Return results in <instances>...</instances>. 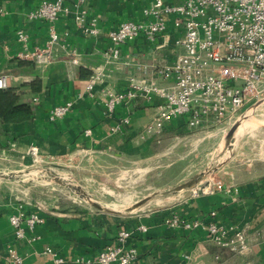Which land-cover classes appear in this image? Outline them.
<instances>
[{"label":"crops","instance_id":"obj_1","mask_svg":"<svg viewBox=\"0 0 264 264\" xmlns=\"http://www.w3.org/2000/svg\"><path fill=\"white\" fill-rule=\"evenodd\" d=\"M41 1L0 0V75H7L8 87L16 89L20 100L34 108L33 117L27 121H0V154L21 158L23 162L15 160L20 166L31 161L32 147L39 158L53 162L92 153L140 157L157 136L147 134L145 127L163 100L142 97L141 109L134 110L137 103L130 105V101L109 113L106 90L125 91L133 81L143 80L136 62H172L179 50L175 46L178 32L169 24L155 42L139 38L122 44L119 61L107 63L105 52L111 44L107 33L123 20H144L142 9L151 0H85L80 8L88 19L96 18L101 29L97 36L83 35L72 15H62L54 22L30 19L29 13ZM64 1L69 5L77 2ZM52 28L60 38L52 44L49 63L19 58L24 50L44 48ZM19 31L27 36L25 42L18 40ZM98 66H104L106 78L89 95L86 83ZM71 100L74 106L68 114L50 118L53 107ZM122 118H129V122L114 130ZM187 121V115L174 118L166 122L163 131L191 130ZM218 180L223 189L196 196L190 193L169 207L130 215L91 208L72 213L43 211L32 203L0 199V264H15L10 260L11 252L23 256L22 264H56L43 252L46 247L66 258L64 264H73L76 257L91 258L116 245L120 230L131 232L124 245L137 250V264H264V160L247 158L227 164ZM20 205L26 213L44 218L33 229L24 225L26 237L22 239L16 238L10 223V216ZM173 214L197 221L198 226L171 227L166 219ZM212 222L225 229L224 239L231 244L214 241L208 231ZM142 225L146 231L139 229ZM239 231L246 237L243 249L236 242Z\"/></svg>","mask_w":264,"mask_h":264},{"label":"built area","instance_id":"obj_2","mask_svg":"<svg viewBox=\"0 0 264 264\" xmlns=\"http://www.w3.org/2000/svg\"><path fill=\"white\" fill-rule=\"evenodd\" d=\"M85 0H77L73 5L64 0H42L29 13L32 20L56 21L62 15H72L75 25L85 36L101 33L96 18H87L81 9ZM144 20L126 19L111 29L107 36L110 47L105 52L106 62H118L121 57L120 46L129 41L144 39L155 42L168 30L169 24L178 32L175 46L178 48L172 62L146 64L136 62V68L144 74L143 80L133 81L125 91L108 88L105 107L112 113L117 105L127 103L137 96L151 101L154 96L163 100L157 105L156 116L146 125L147 134L158 135L165 124L174 118L187 115L190 128H204L210 123L215 126H229L241 118L244 108L264 99V0H151L142 9ZM18 40L25 42L24 32L17 33ZM60 36L54 28L44 48L24 50L19 58L33 59L38 64L49 63L52 59V44ZM74 63L78 60L74 59ZM104 66L92 71L85 92L93 95L96 85L105 81ZM161 81V82H160ZM8 87V76L0 75V88ZM37 98H34L36 100ZM74 101L55 106L50 118L56 119L68 114ZM129 118L117 121L114 130L121 129ZM31 152L38 158L36 148ZM224 188L219 180H208L204 187L192 191L196 196ZM36 213H26L22 205L10 216L16 238H25L24 225L33 229L43 222ZM171 227L182 226L190 229L198 226L197 221L182 220L173 214L166 219ZM146 231V226H140ZM209 234L215 242L231 244L224 239L226 231L215 223L208 225ZM131 237L128 230H120L117 244L102 249L94 257H76L73 264H137L138 252L126 248L125 242ZM236 242L243 249L246 237L243 231L236 233ZM56 264H64L67 259L53 248L46 247ZM10 260L22 264L23 256L10 253Z\"/></svg>","mask_w":264,"mask_h":264},{"label":"rangeland","instance_id":"obj_3","mask_svg":"<svg viewBox=\"0 0 264 264\" xmlns=\"http://www.w3.org/2000/svg\"><path fill=\"white\" fill-rule=\"evenodd\" d=\"M244 119L247 124L238 132ZM236 124L228 140V133ZM247 158L264 160V99L248 104L241 118L229 126L162 131L140 157L92 153L53 162L33 156L20 166L15 160L22 161L21 158L1 153L0 173H25L0 179V199L32 203L43 211L70 213L97 209L88 201L92 200L123 215L143 213L175 204L195 188L207 185L208 180H218L220 170L227 164H238ZM197 177L199 181L194 185L177 189ZM56 178L71 182L78 191L58 183ZM150 196L142 206L135 207Z\"/></svg>","mask_w":264,"mask_h":264},{"label":"trees","instance_id":"obj_4","mask_svg":"<svg viewBox=\"0 0 264 264\" xmlns=\"http://www.w3.org/2000/svg\"><path fill=\"white\" fill-rule=\"evenodd\" d=\"M143 99L137 96L130 105L137 103L134 110L143 108ZM34 108L29 102H22L20 94L14 88H0V121L2 123H18L31 119Z\"/></svg>","mask_w":264,"mask_h":264},{"label":"water","instance_id":"obj_5","mask_svg":"<svg viewBox=\"0 0 264 264\" xmlns=\"http://www.w3.org/2000/svg\"><path fill=\"white\" fill-rule=\"evenodd\" d=\"M237 126H238V124L234 125V126L231 128V130L229 131L228 136H227V139H228V140L232 138V135L234 134V132H235ZM24 173H25V172H24ZM24 173H22V172L0 173V179H7V180H8V179L16 178V177H18V176H20L21 174H24ZM199 178H200V177H197V178H195V179H193V180H190L189 182H187V183L183 184L182 186L178 187L177 189H182V188L190 187V186L194 185L195 183H197V182L199 181ZM55 181H57V182L60 183V184H63V185L69 186V187L75 189L76 191H78L77 186L74 185V184H72L71 182H68V181H66V180H61V179H59V178H56ZM82 195H83V194H82ZM85 198H86V197H85ZM150 198H151V196H150L149 198H146V199H144V200L138 202V203L136 204L135 207H140V206H142V205H143L145 202H147ZM88 201H89L93 206H95L97 209H99V210L113 212V211L109 210L108 208L102 207L101 205L95 203V202L92 201V200H88ZM114 212H115V211H114Z\"/></svg>","mask_w":264,"mask_h":264},{"label":"bare ground","instance_id":"obj_6","mask_svg":"<svg viewBox=\"0 0 264 264\" xmlns=\"http://www.w3.org/2000/svg\"><path fill=\"white\" fill-rule=\"evenodd\" d=\"M251 118H253V119H255L254 117H251ZM247 119V118H246ZM246 119H244L242 122H241V124H240V126H239V128H238V132L240 131V130H242L241 128L243 127V126H245V124H247L246 123ZM252 119V120H253ZM251 121V120H250ZM254 121V120H253ZM255 121L258 123V120L257 119H255ZM256 124V123H255ZM125 195V194H124ZM127 197V196H126ZM121 199V198H120ZM125 199V198H124ZM133 199V198H132ZM132 199H131V201H132ZM127 200H129V199H127ZM130 201V202H131ZM157 203V202H156Z\"/></svg>","mask_w":264,"mask_h":264}]
</instances>
